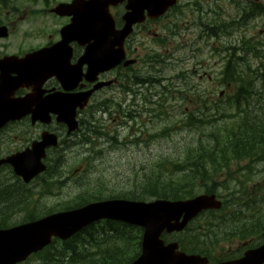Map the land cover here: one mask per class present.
<instances>
[{"label":"flooded vegetation","instance_id":"flooded-vegetation-1","mask_svg":"<svg viewBox=\"0 0 264 264\" xmlns=\"http://www.w3.org/2000/svg\"><path fill=\"white\" fill-rule=\"evenodd\" d=\"M83 1L80 0L75 6L69 8L67 5L73 0H0V229L6 228L3 222L13 219L14 213L19 210H13V207L17 205V200L13 197L14 191L19 195L20 191L25 192L24 184L14 178L12 164L5 160L15 154L24 153L33 141L40 140L44 132L54 133L58 138L56 146L46 148V156L49 158H59L63 156V152L66 154V151L70 150L68 143L72 144L77 138V132H68L66 124L58 122L56 115L50 114V121L47 123L40 120L32 122L31 116L25 115V104L15 112L18 104L14 102L30 94H39L35 101L45 100L47 96L56 94L67 98L66 102L57 106L59 110H70L71 102L80 103L74 108L79 118L94 109V96L98 92L87 96V92L94 85L87 77L88 65L84 63L79 68L75 67L83 54L89 57V53H92L93 37L88 33L91 19L88 16L85 18L84 15L79 17L77 14L78 10L84 7ZM186 1L183 0L181 4L184 6ZM253 1L199 0L197 12L198 15L204 16L201 26L207 25L216 36L218 25L215 24L216 20L211 22L215 16L252 14ZM125 4L121 2L110 8L117 28L123 25L122 15L126 10ZM61 5H65L63 14L56 12ZM172 9H168L159 18L146 20L145 23L149 26L147 29L143 26L144 24L135 26L132 34L124 40L128 57H133L134 61L139 63L146 59L144 56L146 50L141 45V37L145 33H151L152 37L159 40L154 42L147 60L160 62L174 60V56L168 55L171 42H167V37L171 36L170 27L184 25V19L182 22L179 21L176 16H181L183 13L180 14L181 11H179V14H173ZM71 10L72 12H69ZM71 23L72 31L67 44L59 45L58 42L62 40V28ZM84 30H86V42H82ZM181 30H184L183 26ZM188 31L189 29L186 33ZM186 33L182 36L186 37ZM162 40L164 42H161ZM52 46L57 47L55 50L57 60L64 63L60 78L53 74L46 76L43 80L38 77L25 79V72L29 73L31 70L25 58ZM181 49L183 55L175 59V62L185 63L191 60L194 64L203 63L193 50L186 51L183 45ZM42 53L44 52H39V54ZM175 54L178 55V53ZM44 61L43 56L37 58L38 63H44ZM99 79L113 81L106 87L108 89L116 87L124 90L126 68L119 65L113 70L101 73ZM84 93H86L85 101L81 99ZM79 105L85 106L81 108ZM60 150L62 153L59 152ZM19 201L25 208L24 197ZM206 219H217L219 224L213 228L214 230H204L199 233L186 232L180 235L179 244L200 245L198 250L188 253L199 254L206 258L202 264H254V259H249L248 253L264 243L263 233L254 232L252 223L250 227L242 223L238 225L235 222L230 223L229 221H232L230 217H201L202 221ZM196 236L200 239L199 241L187 240Z\"/></svg>","mask_w":264,"mask_h":264},{"label":"rangeland","instance_id":"rangeland-1","mask_svg":"<svg viewBox=\"0 0 264 264\" xmlns=\"http://www.w3.org/2000/svg\"><path fill=\"white\" fill-rule=\"evenodd\" d=\"M198 2L199 0H188L181 10L178 8L173 12V14H179V11H181L180 14L183 13L181 16L177 15L176 17L181 22L184 19L189 31L187 33V29L181 31L184 35L186 33L184 43L173 37L172 33L168 55L174 56V60L182 57L183 50L181 47L183 45L186 51L193 50L203 63L194 64L191 60L185 63L175 62L174 60L161 61V63H140L132 68V71L136 74L139 73L138 75L141 77H150L151 81L148 84L140 85L136 83L134 85L126 78V85L133 88L128 93H126V89L119 88H112L98 93L94 98V103L107 100L108 109L106 111H96L92 116L87 115V118L93 126L103 128L101 130L110 137L112 135L116 136L118 142L111 144L108 138L99 137L95 139L97 142L94 146L88 143V145L74 144L73 147H70L71 152H66L67 154L63 158V171H65V177L68 180L65 182L66 187L62 190V193L65 194L62 196L65 199L74 196L82 182L93 181V179L94 182L100 180L105 181L106 185L117 186L119 187L118 190H128L135 185L136 172L142 167L151 168L159 160H162L160 158H173L175 152L187 156L189 151L184 147L196 140L197 134L201 133L202 130H205L206 133L210 128L193 127V129H190L185 127L181 129L180 125H176L175 129L167 133L165 137L157 138L156 133L165 125L183 120L190 110L197 107L192 102H190V106L188 105V98L194 92V87L200 90H214L212 95L207 94L210 96L206 98L210 102L215 100L218 103V109L216 111L210 110L207 114L220 119L223 115L235 112L234 106L222 109L227 102V98L236 90L234 86H229L226 83L222 84L220 80V71L225 67L231 52V50L223 49L225 45L229 44L237 46L239 40L244 38L250 39L253 43L264 44V17L262 15L255 18L250 17L247 26L233 30L230 35H221L218 39L211 38L208 41L210 45H207L205 39H199V28L197 26L193 27L200 17L204 19V16L198 15ZM218 18L232 23V20L238 19V15L215 16L211 22ZM213 49L217 55H213L211 51ZM233 51L235 54L245 56L243 53H239L237 49ZM260 51L264 52V46L260 47ZM175 53H178V55L176 56ZM239 66L241 68L250 67L249 72L252 75L257 69L261 72L264 69V53L257 57L252 54L247 63H240ZM158 70H160L159 73H157ZM180 71H183L185 76L184 84L179 78H175V75ZM157 78L162 80L155 83ZM169 83H172V86L170 85L169 90L164 94L162 85ZM182 87L184 88L182 89ZM134 90H139V92L134 94ZM178 90H181L183 97L177 92ZM220 91L222 94H219ZM206 93L209 92L206 91ZM253 101V99H249L250 104H254ZM180 102L182 105H180ZM158 103H163V105ZM165 108L167 111L163 113L162 110ZM156 114H161V116L154 117ZM139 131L141 132L139 133ZM91 138L90 141L92 142ZM78 140L79 137L76 141ZM188 157L193 156L189 154ZM76 168L79 170L74 173ZM221 174L224 178L221 179L216 175L207 184L209 185L212 182L216 186L219 185L222 194L232 192V198L240 205L259 206L260 211H263L264 161L232 160L229 168H224ZM39 182L34 181L28 185L26 187L27 191L36 193L35 191L39 189ZM59 198L60 195H51L40 199L37 194L34 195V199L38 201L39 205L41 202L46 206L53 205ZM33 262L30 261V263L25 264H33Z\"/></svg>","mask_w":264,"mask_h":264},{"label":"trees","instance_id":"trees-1","mask_svg":"<svg viewBox=\"0 0 264 264\" xmlns=\"http://www.w3.org/2000/svg\"><path fill=\"white\" fill-rule=\"evenodd\" d=\"M256 54L259 53L254 46ZM259 73L256 71L255 75ZM243 87L247 80L239 78ZM260 84H256V80ZM251 82L248 92L238 91L230 96L226 106H234L237 112L229 114L228 121L213 127L204 142L189 148L188 157L175 152L173 158H160L158 163L151 168H142L137 176L136 183L131 191H120L117 194L132 199H143L152 194L156 197L184 199L203 192H213L214 184L204 183L212 180L224 168L228 169L232 160H240L245 157L264 158V72L259 77H248ZM242 89V86H241ZM253 99L255 104H250ZM260 100V101H259ZM258 105L259 111L254 110ZM262 112V113H261ZM102 181L82 185V190L72 200L69 206H77L86 201L100 199L107 196L103 193ZM204 186V187H203ZM49 186L42 189V193L48 191ZM152 188L156 190L152 192ZM25 198V210L29 216H34L32 208H29L31 200ZM43 214L51 209L44 208ZM140 229L129 227L122 223L112 221H100L91 225L73 236L71 240L62 243V246L54 248L49 246L44 251L46 264L63 262L66 264H126L135 256H130L129 251L133 241L140 238ZM94 248V250H92Z\"/></svg>","mask_w":264,"mask_h":264},{"label":"water","instance_id":"water-1","mask_svg":"<svg viewBox=\"0 0 264 264\" xmlns=\"http://www.w3.org/2000/svg\"><path fill=\"white\" fill-rule=\"evenodd\" d=\"M127 2L129 11L124 16L126 24L121 30L114 31L112 21L107 18L103 20V14L99 12L93 14L95 42L92 48L95 68L90 73V77L93 79L97 72L115 66L120 60L121 54L114 52L110 55L109 50L111 51L114 46L109 44L110 39L122 42L129 33L132 24L142 20L143 9H162L163 0H127ZM119 41L116 44H120ZM131 63V60H127L124 64ZM49 66L51 64H47L42 71ZM102 85L105 84H97L95 89ZM68 114L70 115L67 119L69 129H75L77 123L74 120V112L71 111ZM54 142V138L44 135L41 142L33 144L32 149L25 152V169L20 167L21 164L16 163V173L23 176L28 182L43 170L44 165L41 163V158L44 154V147ZM21 160L20 158L19 161L21 162ZM219 206L220 202L215 199V196L207 194L179 201L157 200L144 203L129 200H107L90 203L76 209L50 214L45 218L10 230L0 231V264H14L23 260L31 252L47 245L52 236L66 239L88 224L103 218L144 227L141 255L131 264H198L197 256H185L183 253L176 252L177 245L175 243L165 245L159 236L163 230L167 232L182 230L188 220L201 210ZM259 251H263L261 253L264 254V246Z\"/></svg>","mask_w":264,"mask_h":264}]
</instances>
